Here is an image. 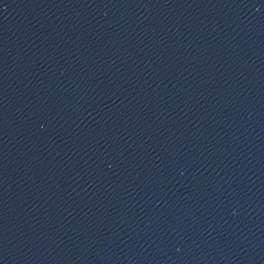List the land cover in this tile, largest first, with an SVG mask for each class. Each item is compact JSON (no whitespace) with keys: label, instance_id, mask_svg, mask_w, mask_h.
Here are the masks:
<instances>
[{"label":"water","instance_id":"1","mask_svg":"<svg viewBox=\"0 0 264 264\" xmlns=\"http://www.w3.org/2000/svg\"><path fill=\"white\" fill-rule=\"evenodd\" d=\"M0 264H264V0H0Z\"/></svg>","mask_w":264,"mask_h":264}]
</instances>
